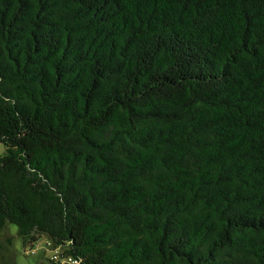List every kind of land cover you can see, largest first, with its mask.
Segmentation results:
<instances>
[{"label": "trees", "instance_id": "trees-1", "mask_svg": "<svg viewBox=\"0 0 264 264\" xmlns=\"http://www.w3.org/2000/svg\"><path fill=\"white\" fill-rule=\"evenodd\" d=\"M0 145L23 245L264 264V0H0Z\"/></svg>", "mask_w": 264, "mask_h": 264}, {"label": "rangeland", "instance_id": "rangeland-1", "mask_svg": "<svg viewBox=\"0 0 264 264\" xmlns=\"http://www.w3.org/2000/svg\"><path fill=\"white\" fill-rule=\"evenodd\" d=\"M1 148L2 145H0ZM16 229L15 225L8 224L0 231V264L47 263V248L45 244L43 245L46 237L42 236L37 246H35L36 243L23 245L21 237L16 234ZM8 239H11V244Z\"/></svg>", "mask_w": 264, "mask_h": 264}, {"label": "built area", "instance_id": "built-area-1", "mask_svg": "<svg viewBox=\"0 0 264 264\" xmlns=\"http://www.w3.org/2000/svg\"><path fill=\"white\" fill-rule=\"evenodd\" d=\"M44 244L47 248L46 257L48 258V261H47L48 264H80V261L78 259H75L71 256L63 254V252L61 251L59 247H56V248L52 247L51 241L48 240L47 238H45V241H43V245ZM37 245L38 244L36 242L35 246Z\"/></svg>", "mask_w": 264, "mask_h": 264}]
</instances>
